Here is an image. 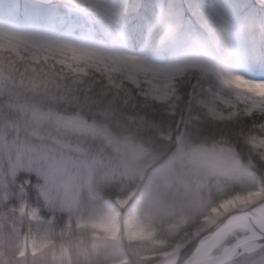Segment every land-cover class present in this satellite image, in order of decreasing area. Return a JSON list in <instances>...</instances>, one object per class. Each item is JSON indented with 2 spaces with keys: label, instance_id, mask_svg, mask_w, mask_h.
Returning <instances> with one entry per match:
<instances>
[{
  "label": "snow or ice",
  "instance_id": "6c2138e0",
  "mask_svg": "<svg viewBox=\"0 0 264 264\" xmlns=\"http://www.w3.org/2000/svg\"><path fill=\"white\" fill-rule=\"evenodd\" d=\"M0 264H264V0H0Z\"/></svg>",
  "mask_w": 264,
  "mask_h": 264
}]
</instances>
